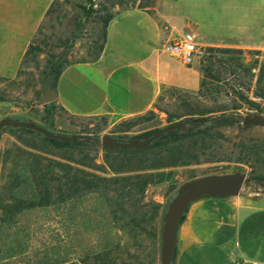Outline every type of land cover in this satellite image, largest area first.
<instances>
[{
    "label": "rangeland",
    "instance_id": "374dc122",
    "mask_svg": "<svg viewBox=\"0 0 264 264\" xmlns=\"http://www.w3.org/2000/svg\"><path fill=\"white\" fill-rule=\"evenodd\" d=\"M91 1L95 12L87 16L82 5L90 6ZM91 1L46 0L45 18L29 44H22L26 51L31 45L38 49H34L33 54L27 57L24 54L17 67L0 75V120L20 117L44 124L45 104L41 98L45 91L43 70L48 59L53 55H65L71 64L92 61L103 41V28L98 15L112 12L116 18L126 8L140 7V4L152 6L158 0ZM261 1L179 0V3L191 17L201 15L208 22L226 25L232 19V8L247 6L257 9ZM17 10L15 12L19 13ZM37 12L33 11L32 16ZM126 44L135 47L138 41L129 39ZM20 45L19 39L14 40L8 34L0 35V51L8 50L12 54L10 58H14ZM209 47L199 45V53L193 65L202 68L207 62ZM111 48L120 51L118 39L112 40ZM241 49L244 50L242 57L245 62L253 68L254 78L242 69L238 70V75H233L224 68V64L217 63L214 68L221 73L222 81L212 82L213 89L209 93L168 88L153 109L121 119H110L106 115H73L55 100L53 128L66 134L101 137L109 133L131 140L132 137L183 121L190 117L186 113L209 108H226L225 112L254 114L264 118V98L256 94L258 74L264 63V42ZM255 50L261 53L256 54ZM218 55L227 59L222 54ZM261 87L264 88V82ZM242 95L259 103L262 110L254 109ZM235 106L240 108H233ZM141 116L145 118L139 119ZM170 116L172 121L168 122ZM130 121L133 122L129 126L127 122ZM211 134L197 146L200 153L197 163L138 170L137 155L118 150L107 151L100 144L57 148L45 145L36 135L21 131L3 133L0 136V192L11 173L19 170V164L24 163L28 152L69 162L80 170L103 177L106 186L59 205L28 209L17 217V223L0 226V264H83L86 254L104 249H112L118 264L126 261L134 264H160L164 214L184 183L206 175L242 171L249 174L242 192H264V181L261 180L264 178V152L262 159L250 152L253 145L264 144V125L242 121L240 124L217 126ZM24 141L40 145L44 151ZM20 148L25 152L19 151ZM128 157H131V163ZM81 163H90L91 166ZM160 173H164V180H160ZM137 175H153V181L142 194L134 193L132 197L122 194L123 178ZM2 215L0 210V218Z\"/></svg>",
    "mask_w": 264,
    "mask_h": 264
},
{
    "label": "crops",
    "instance_id": "0c3cea01",
    "mask_svg": "<svg viewBox=\"0 0 264 264\" xmlns=\"http://www.w3.org/2000/svg\"><path fill=\"white\" fill-rule=\"evenodd\" d=\"M46 10V0H0V35L21 41L14 58L0 51V75L18 66L26 52L22 44H29ZM33 11H38L34 17ZM231 15L226 25L208 22L184 12L179 0L124 9L108 26L101 56L65 68L57 103L73 115L121 119L153 109L168 88L199 90L200 67L162 53L160 43L184 31H193L201 47L252 48L264 42V0L257 9L234 7ZM114 39L120 51L111 48ZM129 39H137L138 46H128ZM235 259L264 264V192L201 197L180 224L173 264H234Z\"/></svg>",
    "mask_w": 264,
    "mask_h": 264
},
{
    "label": "trees",
    "instance_id": "16d2710c",
    "mask_svg": "<svg viewBox=\"0 0 264 264\" xmlns=\"http://www.w3.org/2000/svg\"><path fill=\"white\" fill-rule=\"evenodd\" d=\"M91 1V0H90ZM94 3L91 1V5H82L87 16H91L95 9ZM149 5L140 4V7L146 8ZM115 18V14L107 12L105 15H98V20L102 24L103 28V41L99 45V52L92 60H97L105 46L107 41V30L110 22ZM38 49L34 45H31L25 53V57L33 54V50ZM207 62L202 66V81L199 89L200 94L209 93L211 91L214 81L221 82L222 77L220 72H216L215 64H224V68L231 71L233 75H238V70L242 69L247 75L254 78L255 73L251 65H247L245 58L242 57L244 50L234 47H215L210 46L208 48ZM256 54H260V50H255ZM218 54L226 56V60L223 57H219ZM258 63V61H256ZM69 62L65 55L58 56L53 55L48 59L46 68L43 70L44 79L51 82L53 87H57L58 80ZM210 80V81H208ZM264 82V63L261 64L258 74V90L257 95L264 98V88L261 87V83ZM247 102L253 106L254 109L262 110L259 103L251 101L242 95ZM44 120L45 123L41 124L53 131L54 117L56 115L55 101L44 105ZM239 109L240 106L233 107ZM226 108L218 109H204L199 111H192L186 113L189 115L187 119H184V124L177 129L165 133L162 137L155 140L149 147L146 148H124V147H104L107 151H122L137 155V162L139 163V169L147 168H163L168 166L187 165L191 163H197L200 160V153L197 150L199 143H203L207 137L212 136L211 131L217 126L240 124L242 122V116L239 113L225 112ZM153 112V111H151ZM20 118V117H15ZM144 116L139 119H144ZM23 119V118H20ZM29 120L30 119H23ZM171 116L168 122H171ZM35 122V121H34ZM133 121L127 122L132 125ZM187 127L185 129L184 127ZM157 128L144 135H138L132 137V139H144L152 135L159 130ZM36 135L41 138L45 145H51L57 148H76L82 146L98 145V141H63L52 139L44 136L35 130L24 127H8L7 132H18ZM122 131H127L122 130ZM57 132V131H55ZM62 133V132H58ZM66 134V133H65ZM121 140L123 138L118 137ZM25 142V141H24ZM29 146L43 150L40 145L34 143H27ZM21 152H25L23 149H19ZM250 152L257 158L262 159L264 152V144H255L251 147ZM20 156V155H19ZM67 158V156L65 157ZM128 161L131 163V157H128ZM21 159V158H20ZM84 162V161H83ZM86 166H91L90 163H81ZM19 170L13 171L6 184H4L2 191L0 192V210L3 215L0 218V226L17 223V217L28 209L46 208L56 204H62L74 199L76 196H83L88 192L100 187H105L103 177L96 176L92 173L80 170L74 167L69 162L56 161L42 156L40 153L28 152L27 158L24 163L19 164ZM131 170V169H129ZM153 175H137L123 178L124 185L122 190L128 194V197L134 196V193H144L145 187L153 181ZM160 180H164L166 177L164 173L159 174ZM26 194V195H25ZM27 196V197H26ZM186 213V212H185ZM145 214V213H144ZM143 214V215H144ZM185 214L182 216L181 222L184 220ZM112 249H104L94 253H88L83 257V264H118L116 259L112 255ZM65 262V261H63ZM59 264V263H57ZM122 264H134L130 262H123Z\"/></svg>",
    "mask_w": 264,
    "mask_h": 264
},
{
    "label": "water",
    "instance_id": "95a60500",
    "mask_svg": "<svg viewBox=\"0 0 264 264\" xmlns=\"http://www.w3.org/2000/svg\"><path fill=\"white\" fill-rule=\"evenodd\" d=\"M43 85L45 86V91L42 95L41 102L47 104L55 101L58 97L57 88L53 87L52 83L47 80L43 82ZM241 116L242 121L245 123L264 125V118L259 115L248 114ZM183 124V121L168 124L144 139L121 140L117 136L109 133L102 135L101 137H95L88 134L58 133L38 122L15 117H5L0 120V136L7 132L8 127L12 126L32 129L42 133L48 138L63 141L90 142L94 140L98 141L103 147L146 148L165 133L175 130ZM248 180V173L236 171L233 173L206 175L184 183L170 201L164 214L160 264H173L182 216L185 214L191 203L204 196H238L242 193ZM261 180L264 181V178H261Z\"/></svg>",
    "mask_w": 264,
    "mask_h": 264
},
{
    "label": "built area",
    "instance_id": "2783aa9c",
    "mask_svg": "<svg viewBox=\"0 0 264 264\" xmlns=\"http://www.w3.org/2000/svg\"><path fill=\"white\" fill-rule=\"evenodd\" d=\"M160 51L173 57L176 61L182 64L191 66L194 64L199 53V44L197 42L196 34L193 31L179 33L162 43ZM234 264L261 263L245 259H235Z\"/></svg>",
    "mask_w": 264,
    "mask_h": 264
}]
</instances>
